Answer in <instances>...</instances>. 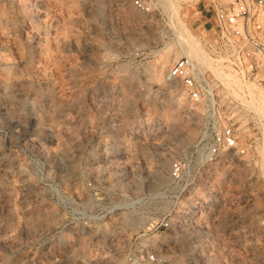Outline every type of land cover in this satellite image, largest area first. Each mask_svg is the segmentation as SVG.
Instances as JSON below:
<instances>
[{"label": "rangeland", "instance_id": "obj_1", "mask_svg": "<svg viewBox=\"0 0 264 264\" xmlns=\"http://www.w3.org/2000/svg\"><path fill=\"white\" fill-rule=\"evenodd\" d=\"M149 2L0 0V264H138L146 250L153 264H264V191L244 210L215 202L205 227L146 229L160 204L129 208L159 190L207 121L264 142V85L233 94L252 114L210 115L166 78L185 56L181 27L224 96L230 75L203 51L207 2ZM262 149L260 172L234 173L248 185L264 179Z\"/></svg>", "mask_w": 264, "mask_h": 264}, {"label": "built area", "instance_id": "obj_2", "mask_svg": "<svg viewBox=\"0 0 264 264\" xmlns=\"http://www.w3.org/2000/svg\"><path fill=\"white\" fill-rule=\"evenodd\" d=\"M205 1L211 9L213 33L203 43V51L208 62L230 75L224 96L216 93L217 84L206 65L191 56L174 59L166 78L177 80L187 102L202 106L205 114H252L233 94L245 97L246 83L264 85V0ZM130 2L138 11H149V0ZM261 147L264 153V142L258 136H240L228 123L219 126L216 121H207L200 137L191 144L189 155L170 163L159 190L133 200L129 208L136 210L150 202L160 204L147 213L144 210L150 218L144 228L152 230H166L185 221L205 227L212 215L213 219L217 216L214 208L218 201L224 208L244 210L247 196L262 197L264 179L261 174L249 176L248 185L247 178L243 181L234 173L249 165L260 172ZM189 196V200L184 199ZM259 226L264 230V218ZM154 261V253L146 250L138 264Z\"/></svg>", "mask_w": 264, "mask_h": 264}, {"label": "bare ground", "instance_id": "obj_3", "mask_svg": "<svg viewBox=\"0 0 264 264\" xmlns=\"http://www.w3.org/2000/svg\"><path fill=\"white\" fill-rule=\"evenodd\" d=\"M179 31L180 36L177 40L178 53L186 56H191L196 60L200 59L202 61L204 55L202 54L200 48L197 46V42L192 39L190 34L186 30H184V28L180 27ZM166 54L167 56H169L170 52L166 51Z\"/></svg>", "mask_w": 264, "mask_h": 264}]
</instances>
